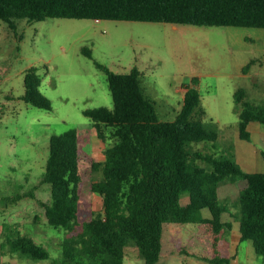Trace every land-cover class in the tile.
Wrapping results in <instances>:
<instances>
[{"label":"rangeland","instance_id":"obj_1","mask_svg":"<svg viewBox=\"0 0 264 264\" xmlns=\"http://www.w3.org/2000/svg\"><path fill=\"white\" fill-rule=\"evenodd\" d=\"M96 62L116 72L136 66L144 93L155 101L161 119H173L181 106L182 87L196 85L203 121L216 137L193 142L190 148L229 156L246 171H264V126L252 122L249 139L240 138L233 95L242 88L244 99L264 103L263 27L47 17L16 19L14 32L0 19V264H61L62 241L75 231L46 223L41 202L50 201V185L41 178L50 136L91 126L84 109L113 105L106 73ZM30 66L36 67L39 90L49 98L50 109L21 97L24 72ZM112 142L101 141L93 130L84 148L102 160ZM218 197L228 209L238 210L234 183H220ZM100 209L101 199L94 194L91 209L81 206L76 230L91 210ZM208 214L207 209L200 212ZM223 218L232 226L220 233L219 253L230 256V264H264V255L255 253L252 242L239 239L237 222L228 214ZM16 235L43 244L49 257L35 259L12 249L7 240ZM194 252L196 256L190 255ZM210 254V234L202 223L168 224L155 264H212L205 259ZM122 264H144L132 240L126 243Z\"/></svg>","mask_w":264,"mask_h":264},{"label":"trees","instance_id":"obj_2","mask_svg":"<svg viewBox=\"0 0 264 264\" xmlns=\"http://www.w3.org/2000/svg\"><path fill=\"white\" fill-rule=\"evenodd\" d=\"M47 17L264 28V0H0V19L14 32L16 19ZM251 62L242 67L243 73ZM95 64L106 73L113 105L84 109L91 126L50 136L41 178L50 185V201L41 202L46 223L75 231L62 241L60 263L122 264L126 243L132 240L144 264H155L168 224L200 222L211 239V254L205 259L230 264L231 257L217 249L220 233L232 226L224 214L237 222L239 239L250 240L255 253L264 255V171H246L229 156L190 148L193 142L216 137L203 121L196 85L182 87L181 106L173 119H161L155 101L144 93L136 66L116 72ZM23 84L21 97L27 103L51 108L49 98L39 90L36 67L25 70ZM233 95L239 137L249 139L250 123L264 126V103L244 99L242 88ZM93 130L101 141H113L102 160L84 148ZM225 181L238 187L236 211L219 200L218 186ZM94 194L101 199V209L91 210L76 230L81 206L91 209ZM183 195L186 202L181 204ZM202 209L209 211L208 216H200ZM7 241L32 258L49 257L45 246L30 236L16 235Z\"/></svg>","mask_w":264,"mask_h":264},{"label":"bare ground","instance_id":"obj_3","mask_svg":"<svg viewBox=\"0 0 264 264\" xmlns=\"http://www.w3.org/2000/svg\"><path fill=\"white\" fill-rule=\"evenodd\" d=\"M176 25V24H175Z\"/></svg>","mask_w":264,"mask_h":264}]
</instances>
